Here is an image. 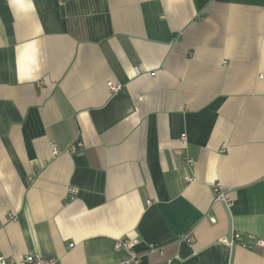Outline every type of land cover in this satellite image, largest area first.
I'll return each mask as SVG.
<instances>
[{"label": "crops", "instance_id": "crops-1", "mask_svg": "<svg viewBox=\"0 0 264 264\" xmlns=\"http://www.w3.org/2000/svg\"><path fill=\"white\" fill-rule=\"evenodd\" d=\"M233 233L264 240V0H0V256L264 264Z\"/></svg>", "mask_w": 264, "mask_h": 264}, {"label": "built area", "instance_id": "built-area-1", "mask_svg": "<svg viewBox=\"0 0 264 264\" xmlns=\"http://www.w3.org/2000/svg\"><path fill=\"white\" fill-rule=\"evenodd\" d=\"M10 1V0H5ZM108 87L110 88L111 92L117 94L122 91L123 87L122 85H114L110 81L107 83ZM182 140L186 141V136H182ZM83 148V145L80 141H76L69 145L68 152L71 154H76L79 149ZM52 152L54 155H58L60 153L58 147L56 145H52ZM186 164L188 168H192L194 166V162L192 159L187 158ZM185 180L187 182H192L193 178L190 176H186ZM214 203H221L226 208H230L233 205V199L230 197L229 189H226L221 185L220 183L216 184L214 189ZM78 193V190L76 188H70L68 190L69 198L75 196ZM150 204V202H149ZM211 222L215 223L216 219L211 218ZM184 240L191 244L195 241L194 237L192 235H188ZM224 242L226 244H229L231 246L239 245L243 248L247 249H254L255 247H264V240H257L254 243H247L243 239V235L240 233H233L231 236L227 239H224ZM136 242L135 241H128V240H120L116 242L115 249L117 251H131L129 259H127L124 262H120L117 264H139V257L136 255V253L133 251V246ZM163 254V251H160ZM0 264H59L58 260L56 259H45L41 257L40 255H26L25 257L21 259L17 258H7L4 256H0Z\"/></svg>", "mask_w": 264, "mask_h": 264}]
</instances>
